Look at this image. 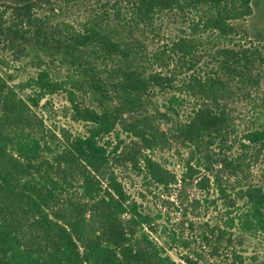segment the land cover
I'll return each instance as SVG.
<instances>
[{
    "label": "trees",
    "instance_id": "obj_1",
    "mask_svg": "<svg viewBox=\"0 0 264 264\" xmlns=\"http://www.w3.org/2000/svg\"><path fill=\"white\" fill-rule=\"evenodd\" d=\"M0 1V264H182L152 238L157 230L150 216L130 203L115 173L125 167L168 191L195 181L205 189L213 177L220 200L231 206L243 200L228 228L194 220L181 228L199 236L212 255L227 249L233 264H245L233 229L264 233V186L244 185L227 197L222 183L248 167L246 154L227 155L232 103L252 98L264 83V46L238 26L253 15L252 0H108L78 30L57 19L89 0ZM164 15L182 17L187 30L150 54L137 34L153 30ZM7 51L15 61L33 56L38 65L64 67L68 77L52 83L43 71L39 80L21 84L38 90L24 97L3 72ZM55 86L68 93L72 119L87 125L85 135L53 129L38 114ZM174 89L197 102L186 120L169 113L179 115L176 107L161 111L153 100L156 92ZM86 96L94 104L82 103ZM257 96L247 141L263 150L264 93ZM118 129L132 141L110 155L100 141ZM174 142L189 149L179 179L151 155ZM204 170L210 177L200 176ZM183 230L172 240L188 248ZM195 255L179 259L201 264Z\"/></svg>",
    "mask_w": 264,
    "mask_h": 264
},
{
    "label": "rangeland",
    "instance_id": "obj_2",
    "mask_svg": "<svg viewBox=\"0 0 264 264\" xmlns=\"http://www.w3.org/2000/svg\"><path fill=\"white\" fill-rule=\"evenodd\" d=\"M107 1H86L84 6L74 9L66 17L65 15L59 16L57 20H65L78 30L87 21L89 13L92 10L99 9ZM5 2L9 3L8 1ZM252 5L254 8L253 15L246 22L238 23V26H240L241 31L244 30L250 41L264 46V0H252ZM0 10H4V8ZM184 22L180 16L164 15L159 17L153 30L148 29L144 34L138 32L137 36L148 53L162 51L163 49H167V45H170V42L176 39L178 35L184 34L182 30L184 28L187 30V25ZM4 56L3 72H8L7 74L13 76L11 84L18 86L19 92L24 97L36 96L35 92L38 90L35 87L25 89L21 84L31 80H39L41 72L50 71L48 80L52 83L61 78L66 80L69 74L64 67L60 69L54 65L42 66L33 63V56L23 58L20 61H15L16 57L10 51H7ZM40 56L46 62L49 60L43 52H40ZM206 63V60H203L202 64ZM154 69L161 70L156 65ZM182 70L178 68V72ZM183 76L180 78H183ZM156 93L153 100L159 109L165 111L171 107H176L179 115L173 112L169 113L175 116V119L178 121L186 120L197 103L194 98L175 89L168 92L160 91ZM262 93H264V83L262 84V90L258 91V94ZM174 96L178 97L180 101L184 100L181 106H177L171 102ZM68 97L67 92L55 86L52 93L48 94L41 102L40 107L48 102L47 108H39L37 110L38 114L44 117L46 124L53 129L66 128L73 136L85 135L87 125L82 121L78 122L72 119L71 104L68 101ZM252 98L240 99L238 97L232 103L233 124L230 129L232 142L229 145L231 146V150L227 152V155L231 158H236L246 154L248 167L246 173L240 177H229L227 175L223 177L222 184L223 188L226 189L227 197H235L239 188H242L244 185L260 184L264 186V149L260 150L247 141V136L253 127L256 126L257 122V115L254 111V107L256 106ZM82 103L86 105L94 104L93 99H90L88 96L83 98ZM162 128L165 130L168 126L164 125ZM118 134L120 138H118ZM131 141L132 136L130 134L118 129V132L102 139L100 143L103 144L107 153L112 155L118 146L124 147ZM244 144L250 146V148L245 149L243 147ZM188 154L189 149L184 148L176 142L169 149H157L151 152L153 159L163 168L176 174L178 179L184 171V161L187 160ZM194 166L197 165L195 164ZM115 173L118 175L119 181L124 185L128 195H130V203L136 202L139 211L150 216L153 220L157 233H152V238L157 240L160 245H164L166 252L177 262L184 264L179 259L180 254L192 253L194 256H196L195 254H200L201 264H233V258L227 255V249L223 250V255L221 256L212 255L211 247L206 246L201 238L195 236L190 230L185 229L184 231L181 225L183 223L187 225L188 220H194L198 223H205L207 221L211 224L218 223L222 227L228 228L231 222L230 219L235 218L241 210H244L243 208L246 204L243 200L239 199L237 206H231L228 203L226 204L225 200H220V193L212 185L213 177L210 179L211 185L205 189H201L197 185V181H195L194 183H189L187 186L181 184L174 185L168 191L146 180L143 175H139L138 171L131 167L115 168ZM201 173L200 176L208 174L210 177V173H205V170ZM198 200L200 201L199 204L196 203ZM240 208L242 209L240 210ZM145 230L149 231L147 228ZM182 230L186 235L185 238L190 239L191 244L188 248L172 240V233L177 232V234H180ZM233 231L237 235L234 237L241 241L239 243V241L235 240V246L236 251L243 257L244 263L264 264V233L240 235L237 227ZM227 257H230V259L228 260Z\"/></svg>",
    "mask_w": 264,
    "mask_h": 264
}]
</instances>
